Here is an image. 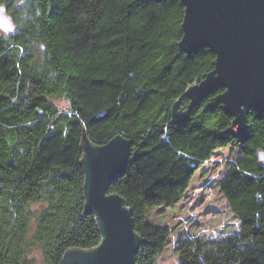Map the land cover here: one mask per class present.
Wrapping results in <instances>:
<instances>
[{"label": "trees", "instance_id": "trees-1", "mask_svg": "<svg viewBox=\"0 0 264 264\" xmlns=\"http://www.w3.org/2000/svg\"><path fill=\"white\" fill-rule=\"evenodd\" d=\"M14 32H0V264H63L68 249L89 250L101 236L85 212L81 138L131 141L128 165L110 185L125 199L142 240L136 264H156L167 227L147 220L153 207L184 195L216 149L239 157L220 192L239 221L227 237L178 246L179 264H264V108L247 114L244 136L227 134L232 117L210 94L188 120L185 90L213 68L207 48L179 50L180 0H0ZM63 100L65 108L56 101Z\"/></svg>", "mask_w": 264, "mask_h": 264}, {"label": "water", "instance_id": "water-1", "mask_svg": "<svg viewBox=\"0 0 264 264\" xmlns=\"http://www.w3.org/2000/svg\"><path fill=\"white\" fill-rule=\"evenodd\" d=\"M184 7L179 50L187 55L207 48L215 56L213 68L199 82L189 86L185 109L176 102L171 109L172 125L188 120L191 110L205 97L216 93L223 113L232 117L227 134L244 136L251 110L264 108V0H180ZM7 7L0 5V31L14 32ZM131 141L115 135L95 145L81 138L85 212L92 213L101 236L89 250L68 249L63 264H136L142 240L135 233L132 213L123 197L110 192L111 183L128 165ZM264 162V150L257 151Z\"/></svg>", "mask_w": 264, "mask_h": 264}, {"label": "rangeland", "instance_id": "rangeland-1", "mask_svg": "<svg viewBox=\"0 0 264 264\" xmlns=\"http://www.w3.org/2000/svg\"><path fill=\"white\" fill-rule=\"evenodd\" d=\"M55 104L60 109L66 106L63 100ZM238 157L236 145L216 149L212 158L195 171L177 203L147 211L148 221L170 231L169 240L156 264H179L178 246L186 239L201 237L209 240L238 232L239 221L220 192V181ZM30 257L37 264H43V256L38 249H32Z\"/></svg>", "mask_w": 264, "mask_h": 264}]
</instances>
